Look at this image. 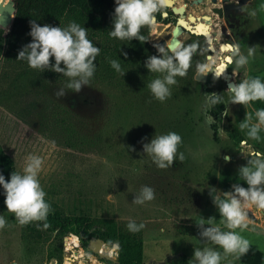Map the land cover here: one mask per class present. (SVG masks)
<instances>
[{
    "label": "rangeland",
    "instance_id": "obj_1",
    "mask_svg": "<svg viewBox=\"0 0 264 264\" xmlns=\"http://www.w3.org/2000/svg\"><path fill=\"white\" fill-rule=\"evenodd\" d=\"M262 6L264 0H254L251 5L250 47L255 51L245 67L236 69L234 64L237 84L253 76L264 79ZM59 26L68 25L62 22ZM30 31L28 27L20 33L26 45L32 42ZM94 40L102 42L99 38ZM119 44L121 51L107 57L79 93L66 87L69 78L61 74L53 72L44 77L25 71V63L6 62V44L3 45L0 145L12 159L16 172L22 173L29 155L38 156L43 161L38 179L45 198L65 214L143 224V264H189L194 248L206 246L221 252L220 264H264V210L251 206L248 212L256 220L248 219L244 230L235 229L251 244L240 260L235 254L225 256L222 249L202 241L198 226L228 231L210 192L232 191L235 184H221L219 180L225 156L231 157V176L245 187L239 169L249 159H255L257 153L264 155V126L259 140L251 139L248 130L240 128L246 114L252 117L251 123L258 122L256 109L251 103L230 104L231 93L223 78L211 79L208 84L195 82L193 75L202 58L192 60L196 70L191 74L188 71L186 77H177V83L170 87L171 95L160 102L148 88L160 75L145 67L148 57L137 61L133 41ZM240 50L247 55L243 42ZM112 60L120 63L122 72L112 69ZM214 60L215 64H210L207 59L210 69L225 57ZM61 88L66 94L58 98L56 92ZM210 94L223 99V112H210ZM226 110L228 115L224 116ZM208 116L214 120L210 126L206 122ZM227 129L235 132L239 142L229 139ZM169 132L179 134L182 144L172 167L159 169L152 157L144 153L143 145ZM179 153L185 156L182 162ZM143 186L154 189L155 199L134 204ZM5 198L0 187V215L7 221L5 228L0 229V264H64L68 258L70 264H117V246L103 245L101 254L108 256L104 259L91 251L85 253L77 238L76 247L72 241L66 242L70 236L62 239L60 256L55 234L42 239L29 236L27 226L35 225H20L7 212ZM213 218L215 221L210 224L208 220Z\"/></svg>",
    "mask_w": 264,
    "mask_h": 264
},
{
    "label": "clouds",
    "instance_id": "obj_2",
    "mask_svg": "<svg viewBox=\"0 0 264 264\" xmlns=\"http://www.w3.org/2000/svg\"><path fill=\"white\" fill-rule=\"evenodd\" d=\"M113 30L109 35L121 41L138 40L147 42L141 34V29L155 27L156 13L164 7L165 0H115ZM264 7V6H262ZM255 15V13H253ZM29 35L32 42L19 51L17 60H26L31 69L44 72L45 70L61 74L69 78L66 87L79 93L82 87L90 83L94 76L96 57L100 48L94 46L87 38V29L76 22H71L66 28L50 25L40 26L36 21L30 23ZM158 55H152L145 61V67L150 73L160 74L148 85L154 98L164 102L170 95V87L177 83V77H186L191 68L192 58L197 53L198 45H183L179 42L173 44L166 42L164 45H153ZM232 56L228 63H234L236 69L245 67L249 63V57L254 54L255 48L248 47V54L241 53L239 44L230 45ZM54 58V65L50 61ZM209 63L215 64V60L209 58ZM209 63L197 64V71L201 74L212 73L214 79L220 78L223 73V64L210 69ZM111 67L116 72H122L117 60L110 61ZM63 65V67H61ZM125 73L123 74V76ZM206 76V75H202ZM227 92L231 93V103L246 106L250 102L264 101V82L259 77L245 79L238 84H230ZM66 91L61 88L56 92L58 98L64 96ZM220 95H208L207 106L218 104ZM228 115L227 110L223 113ZM257 123H251L252 117L246 114L245 120L240 123V128L247 129V135L254 140H259V132L264 126V108L256 111ZM209 126L214 123L211 116L206 121ZM182 144V137L176 132L155 136L150 143L143 145L144 153L150 155L159 169L172 167L177 160L178 148ZM134 150V149H132ZM185 156L179 153V161H184ZM230 162L231 157H224ZM107 163V161H105ZM43 161L40 157L29 155L22 173L13 172L10 180L6 181L0 175V186L5 192V205L7 212L13 214L15 220L22 226L32 222L45 221L52 211L46 202V193L41 187L38 176L42 169ZM239 177L247 184L243 187L240 183L232 185V191L220 192L211 189L214 205L217 207L222 223L228 229L223 231L216 226L201 224L200 237L223 250L225 256L235 254L237 259L246 255L250 250V242L235 229L244 230L248 227L249 212L251 206L264 210V155L256 154L255 159H249L246 166L239 169ZM216 193V195H213ZM155 199V191L149 186H143L140 195L135 196L133 203L142 205ZM209 223L215 219H209ZM7 221L0 215V229L5 228ZM47 227V225H44ZM144 227L130 221L127 228L130 232H139ZM221 252L213 247L194 248V255L189 264H220Z\"/></svg>",
    "mask_w": 264,
    "mask_h": 264
},
{
    "label": "trees",
    "instance_id": "obj_3",
    "mask_svg": "<svg viewBox=\"0 0 264 264\" xmlns=\"http://www.w3.org/2000/svg\"><path fill=\"white\" fill-rule=\"evenodd\" d=\"M10 5L9 0H0V10ZM115 7L114 0H16V13L11 31L3 34L0 26V56L3 45L6 44V62L19 65L25 63L27 67L25 71L50 77L53 75L52 71L45 70L41 72L31 69L26 60H17L19 51L26 46L25 41L20 39V33L30 27L32 20L40 26L50 25L53 27H59L62 22L66 25L76 22L87 29V38L101 50L95 60V70H97L107 57H113L121 51L119 44L121 40L112 38L109 35L110 31L113 30ZM1 21L0 14V23ZM96 38H99L102 42L99 43L94 40ZM132 41L136 42L137 40ZM50 63L54 65V58ZM260 79L264 82L263 78ZM250 103L256 111L264 108V101ZM223 111L224 102L222 98L218 104L210 107V112L213 114H219ZM226 133L231 141L239 142L232 129H227ZM230 165L229 162L223 163L222 170L219 173L221 184H227V181L238 183V180L230 174ZM14 171L16 172L12 159L3 151L0 145V175H3L6 181H9ZM244 186L246 188L247 184L245 183ZM45 200L50 204L52 211L45 221L32 222L35 225L34 227L27 226V229L31 231L29 236L42 239L43 236L55 234L54 237L59 241L57 251L60 256L62 255L61 242L64 237H76L79 247L85 253L89 252L88 245L92 239L101 240L106 246H117V264H143L141 230L132 233L128 230L127 224L117 223L113 219H93L84 215H68L55 203L47 198ZM45 224L47 227L44 226Z\"/></svg>",
    "mask_w": 264,
    "mask_h": 264
},
{
    "label": "flooded vegetation",
    "instance_id": "obj_4",
    "mask_svg": "<svg viewBox=\"0 0 264 264\" xmlns=\"http://www.w3.org/2000/svg\"><path fill=\"white\" fill-rule=\"evenodd\" d=\"M253 1L165 0L162 10L156 13L157 23L155 27L141 29V34L146 37L147 42L143 43L138 40L135 42L137 51L134 52V57L143 59L158 55L153 45L160 42H163L164 45L173 39L185 46L195 43L198 45V49L192 60L202 58V63H207L209 57L216 60L225 57L224 61L217 63V65L225 64V68L223 69V75L216 79L223 78L225 88L228 90L225 80L227 74L231 75V81L236 76H233L234 63L226 61L227 57L232 56L229 46L236 44L240 46L243 42L244 51L248 54L251 39V5ZM240 2H243V4L240 10L236 11L235 6L239 5ZM3 34L5 33L3 32ZM192 64L189 74L196 70V64ZM216 66H212L211 69L216 68ZM196 74L201 73L197 72ZM201 75H206L204 82L196 81L193 77L194 81L208 84L211 79H214L212 73ZM233 83L237 84V81L234 79Z\"/></svg>",
    "mask_w": 264,
    "mask_h": 264
},
{
    "label": "water",
    "instance_id": "obj_5",
    "mask_svg": "<svg viewBox=\"0 0 264 264\" xmlns=\"http://www.w3.org/2000/svg\"><path fill=\"white\" fill-rule=\"evenodd\" d=\"M11 5L9 7L6 8H1L0 10V14L2 17V21L0 23L1 29L7 32H10L13 26V21H14V17H15V13H16V0H9ZM243 4V2H240L239 5L235 6V10L238 11L241 8V5ZM178 41L176 39H173L171 41V43L175 44ZM160 45H163V42L158 43ZM229 60V57L226 58V61ZM225 68V64H223V68L221 69L222 73H223V69ZM231 75L227 74L226 76V82H227V87H229L230 84H234L233 81L230 80ZM194 79L196 81H201L204 82L205 81V76H202L201 74H196L194 76ZM249 219L252 221H255L256 218L254 217V215L249 212ZM103 242L101 240H94L92 239L88 245V250L91 251L93 254L98 255L101 258H108V256L106 254H101L100 250L103 247Z\"/></svg>",
    "mask_w": 264,
    "mask_h": 264
},
{
    "label": "bare ground",
    "instance_id": "obj_6",
    "mask_svg": "<svg viewBox=\"0 0 264 264\" xmlns=\"http://www.w3.org/2000/svg\"><path fill=\"white\" fill-rule=\"evenodd\" d=\"M210 58V57H209ZM209 58H208V60H209ZM210 64H212V63H210ZM68 241H72V243L74 244V247H76V246H78L77 245V240H76V237H74V236H70V237H68L67 239H66V242H68ZM82 254V253H81ZM77 257V256H76ZM74 259V258H73ZM72 261H74V260H72ZM70 261H69V258L68 259H66V261L64 262V264H70L69 263ZM94 264H96V263H94Z\"/></svg>",
    "mask_w": 264,
    "mask_h": 264
}]
</instances>
